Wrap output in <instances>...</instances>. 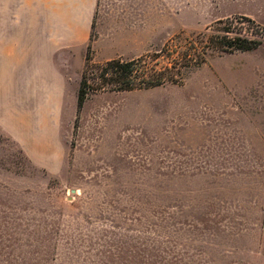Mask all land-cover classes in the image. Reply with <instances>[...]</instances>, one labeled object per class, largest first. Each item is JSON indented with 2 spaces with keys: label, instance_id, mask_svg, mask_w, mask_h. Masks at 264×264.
<instances>
[{
  "label": "rangeland",
  "instance_id": "obj_1",
  "mask_svg": "<svg viewBox=\"0 0 264 264\" xmlns=\"http://www.w3.org/2000/svg\"><path fill=\"white\" fill-rule=\"evenodd\" d=\"M97 4L82 69L2 98L0 264H264V0ZM221 20L262 44L79 107L87 55L180 49Z\"/></svg>",
  "mask_w": 264,
  "mask_h": 264
},
{
  "label": "crops",
  "instance_id": "obj_2",
  "mask_svg": "<svg viewBox=\"0 0 264 264\" xmlns=\"http://www.w3.org/2000/svg\"><path fill=\"white\" fill-rule=\"evenodd\" d=\"M98 0H0V106L3 96L33 97L35 74L45 82L62 66L82 69ZM71 57L73 63H66ZM26 75L21 88L15 81ZM12 82L14 85H9ZM34 89V90H33ZM17 91V93H16ZM32 92V94H31ZM27 103V101H25Z\"/></svg>",
  "mask_w": 264,
  "mask_h": 264
},
{
  "label": "trees",
  "instance_id": "obj_3",
  "mask_svg": "<svg viewBox=\"0 0 264 264\" xmlns=\"http://www.w3.org/2000/svg\"><path fill=\"white\" fill-rule=\"evenodd\" d=\"M227 22L221 20L217 26L219 31H225L224 34L214 32L205 38L204 33L199 40H192L189 46L180 49L170 44L157 52L131 59L113 58L98 65L91 64L92 58L87 55L90 71L84 72L80 81L79 107L84 105L91 93L148 90L167 84H182L190 69L205 62L209 48L233 53L252 51L262 44V40L239 32L231 35L233 27L237 26L232 21Z\"/></svg>",
  "mask_w": 264,
  "mask_h": 264
}]
</instances>
